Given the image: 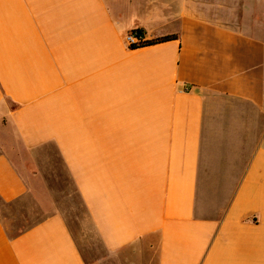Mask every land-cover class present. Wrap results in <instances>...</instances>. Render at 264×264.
<instances>
[{"label": "crops", "instance_id": "crops-1", "mask_svg": "<svg viewBox=\"0 0 264 264\" xmlns=\"http://www.w3.org/2000/svg\"><path fill=\"white\" fill-rule=\"evenodd\" d=\"M53 154L92 261L60 211L7 229ZM0 264H264V0H0Z\"/></svg>", "mask_w": 264, "mask_h": 264}, {"label": "rangeland", "instance_id": "rangeland-1", "mask_svg": "<svg viewBox=\"0 0 264 264\" xmlns=\"http://www.w3.org/2000/svg\"><path fill=\"white\" fill-rule=\"evenodd\" d=\"M46 167L44 170L45 176L38 184L42 187L43 191L44 189L47 191L44 198L41 199L46 212L41 214L40 211H34V217L32 219H28L23 214L13 216L11 218L12 221L8 222L9 225L7 226L9 233L15 235L25 229L28 224L46 215V213L60 211L73 236L77 240L85 259L92 261L103 255L105 253L103 246L90 224L87 210L71 178L64 171L54 154L53 160L51 159V162H48ZM35 205L32 203V207Z\"/></svg>", "mask_w": 264, "mask_h": 264}, {"label": "built area", "instance_id": "built-area-1", "mask_svg": "<svg viewBox=\"0 0 264 264\" xmlns=\"http://www.w3.org/2000/svg\"><path fill=\"white\" fill-rule=\"evenodd\" d=\"M125 41L129 47L139 46L145 42V36L140 30H133L126 35Z\"/></svg>", "mask_w": 264, "mask_h": 264}, {"label": "trees", "instance_id": "trees-1", "mask_svg": "<svg viewBox=\"0 0 264 264\" xmlns=\"http://www.w3.org/2000/svg\"><path fill=\"white\" fill-rule=\"evenodd\" d=\"M175 38H176L175 35H170V36H164V37H160V38H155V39H152V40H146L145 42H143L139 46H135V47H132V48H139V47H144V46L155 45V44L162 43V42H165V41H169V40L175 39Z\"/></svg>", "mask_w": 264, "mask_h": 264}]
</instances>
